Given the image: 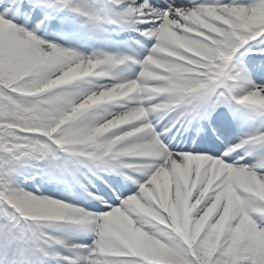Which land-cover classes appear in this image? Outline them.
Returning <instances> with one entry per match:
<instances>
[{"label": "snow or ice", "instance_id": "snow-or-ice-1", "mask_svg": "<svg viewBox=\"0 0 264 264\" xmlns=\"http://www.w3.org/2000/svg\"><path fill=\"white\" fill-rule=\"evenodd\" d=\"M0 264H264V0H0Z\"/></svg>", "mask_w": 264, "mask_h": 264}]
</instances>
